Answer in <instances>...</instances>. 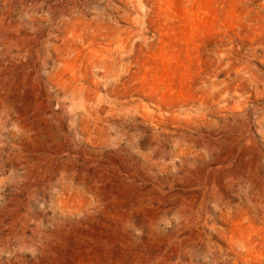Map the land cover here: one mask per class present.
I'll use <instances>...</instances> for the list:
<instances>
[{
	"label": "rangeland",
	"instance_id": "1",
	"mask_svg": "<svg viewBox=\"0 0 264 264\" xmlns=\"http://www.w3.org/2000/svg\"><path fill=\"white\" fill-rule=\"evenodd\" d=\"M1 18L0 264H264V0Z\"/></svg>",
	"mask_w": 264,
	"mask_h": 264
},
{
	"label": "bare ground",
	"instance_id": "2",
	"mask_svg": "<svg viewBox=\"0 0 264 264\" xmlns=\"http://www.w3.org/2000/svg\"><path fill=\"white\" fill-rule=\"evenodd\" d=\"M96 23L99 24V22H96ZM3 24H4L3 18H1L0 19V136H2V133H4V131H5L6 116H7L6 110H5L6 107H5V88H4L5 69H4V33H3L4 32L3 31L4 26H3ZM176 149H177V151H179V153L183 152V148H181V145H179V143L176 144ZM185 252H187V251H185ZM179 258H180V256H179ZM169 262L171 263V261H169ZM163 263H165V262H163ZM190 264H191V262H190Z\"/></svg>",
	"mask_w": 264,
	"mask_h": 264
}]
</instances>
